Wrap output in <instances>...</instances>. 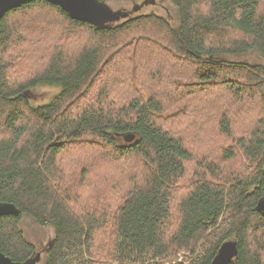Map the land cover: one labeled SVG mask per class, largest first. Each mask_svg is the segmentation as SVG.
<instances>
[{
	"label": "trees",
	"instance_id": "obj_1",
	"mask_svg": "<svg viewBox=\"0 0 264 264\" xmlns=\"http://www.w3.org/2000/svg\"><path fill=\"white\" fill-rule=\"evenodd\" d=\"M166 1L177 9L176 25L150 14L97 29L45 1L2 19L0 202L15 204L20 215L0 219V251L13 261L40 252L24 228L30 220L54 231L43 264H106L107 256L118 264H164L197 249L202 256L191 264H212L226 241L239 250L230 264H264V215L257 211L264 198V6ZM37 9L46 10L39 22ZM35 24L45 30L18 50L19 28ZM140 52L143 69L156 68L147 77L155 88L124 75L140 70ZM251 52L260 63L223 58ZM26 65L39 69L19 78L14 67ZM121 84L131 95L118 101ZM165 84L170 97L160 91L170 90ZM39 87L60 91L37 105L30 91ZM225 97L230 103L214 118L221 137L203 145L185 122L190 109ZM243 103L259 110L238 123L237 110L226 108ZM133 134V143L118 141ZM237 152L240 169L221 166ZM215 153L217 160L205 161Z\"/></svg>",
	"mask_w": 264,
	"mask_h": 264
},
{
	"label": "rangeland",
	"instance_id": "obj_2",
	"mask_svg": "<svg viewBox=\"0 0 264 264\" xmlns=\"http://www.w3.org/2000/svg\"><path fill=\"white\" fill-rule=\"evenodd\" d=\"M261 2L264 6V0H261ZM108 4L111 6V8H113V10L115 11L121 10L124 12H128L133 17L155 14L159 17L164 18L165 20L170 22L172 25H176L178 23L176 7L171 2H168L166 0H111L108 2ZM44 11L46 10H39V9L34 10L33 16L38 15L35 17V22L36 20L37 22H39V20L45 17L46 12L43 13ZM22 27L19 28L18 37L16 38L17 42L20 45L18 50H26L27 48L33 46L32 42L37 39L39 30H45L44 28L46 27V25L43 27H40L38 24H35L33 26L26 27L24 29ZM24 38H26V41H23ZM223 58H227L228 61L248 62L251 64H256V63L261 62V59L258 56V54L254 52H251L247 55L238 56V57L227 56ZM13 65H14V62H13ZM138 65H139L140 70L137 68H130L127 71H125L124 69L123 71H125L124 72L125 77L128 73L129 76L132 78V80L137 82L144 89H148V88L151 89L152 87L155 88L156 86H159L156 84L155 81L152 82V80L147 79L149 72L152 69L155 70L156 68L143 69L144 66H148V62L144 60V55L142 52H140V59H139ZM185 67L188 68V66L186 65ZM14 69H15L16 75L19 78H26L30 76L31 74H33L34 72H36L39 69V65L38 66L26 65L23 68L14 67ZM190 70L192 72V69ZM168 74L170 73L168 72ZM177 75H180V74L177 73ZM111 79H113V77H111ZM192 79L193 78L191 77V80ZM165 85L168 86L170 90L165 92L164 89H160V88L159 89L160 91H162L163 93L167 94L170 97L171 86L168 84H165ZM59 91L60 89L58 88L39 87L37 89H33L30 91V99L32 100L33 103L37 105L45 104L48 101H50L57 93H59ZM113 94H115V98L118 101H122L123 99L131 95V91L128 88V86L121 84L118 87H116L115 92ZM180 98L181 96L178 95L176 97H173L172 99L179 100ZM183 103L184 102L182 101L179 103V105ZM228 103H230V101L226 99V97L219 98L217 102L214 99L209 107L201 109L198 112L193 111L195 108V105H193L190 109L191 114L185 120L186 123H189L191 125L189 128V132L191 133V136H194L197 140H200L203 145L208 144L211 139L220 138L221 136L219 134L218 126L214 119L217 113L216 109L221 107V105H228ZM226 109L230 111V115L232 112L237 110L234 113V115L236 116L235 118L238 123L240 122L242 116H245V118L248 120L249 115L254 116L257 114L254 109H256L257 112L259 110L256 107L253 108L251 106L250 107L247 106L246 103H243L242 106L236 105L235 108L229 107ZM240 125L241 124H238L239 126L238 128H240ZM234 137H238V130H234ZM118 141L120 143L125 142L124 136H119ZM228 146H230V142L227 143L226 147ZM236 157L237 158L234 160L222 162L221 166L225 167L228 171L240 169L242 166L243 160H244L243 155L240 152H237ZM218 158H219L218 153L209 154L206 156L205 161L211 162L213 160H217ZM133 162H135L138 166H141L139 162H136V161H133ZM67 167L68 168L73 167V163L69 164ZM133 167L134 166H132L130 170H132ZM116 171L117 173H120L123 170L121 167H118ZM118 199H119V196H115V201ZM24 228H25L28 238L33 243L37 244V247L40 249V252H44L45 248L54 238V231L51 227H40L32 221L26 220L24 224ZM104 232L107 234L108 230ZM200 254H201V250H198V249L197 251L195 250L194 252L182 250V251H179L177 254H175V256L170 257L166 261H164V264H191L193 260H196L199 256H202V254L201 255ZM112 259H113L112 256H107L103 258L101 262H106V264H118L117 263L118 261L116 259L114 260Z\"/></svg>",
	"mask_w": 264,
	"mask_h": 264
},
{
	"label": "water",
	"instance_id": "obj_3",
	"mask_svg": "<svg viewBox=\"0 0 264 264\" xmlns=\"http://www.w3.org/2000/svg\"><path fill=\"white\" fill-rule=\"evenodd\" d=\"M39 1L59 6L71 19L89 23L97 29H107L122 19L132 17L128 12L113 10L107 2L102 0H0V23L9 11ZM124 139L127 143H133L136 140V135H127ZM257 211L264 215V198L259 201ZM19 215L20 210L15 204L0 202V219ZM238 254L237 244L234 241H226L220 247L212 264H230ZM42 259L43 254L39 252L23 262H14L0 251V264H40Z\"/></svg>",
	"mask_w": 264,
	"mask_h": 264
},
{
	"label": "bare ground",
	"instance_id": "obj_4",
	"mask_svg": "<svg viewBox=\"0 0 264 264\" xmlns=\"http://www.w3.org/2000/svg\"><path fill=\"white\" fill-rule=\"evenodd\" d=\"M15 262V261H14Z\"/></svg>",
	"mask_w": 264,
	"mask_h": 264
}]
</instances>
